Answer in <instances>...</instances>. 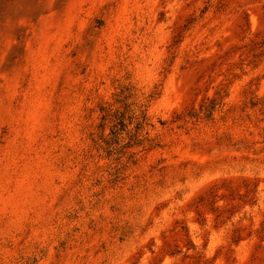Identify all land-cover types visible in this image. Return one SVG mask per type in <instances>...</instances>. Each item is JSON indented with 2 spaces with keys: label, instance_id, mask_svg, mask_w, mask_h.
I'll return each instance as SVG.
<instances>
[{
  "label": "rangeland",
  "instance_id": "rangeland-1",
  "mask_svg": "<svg viewBox=\"0 0 264 264\" xmlns=\"http://www.w3.org/2000/svg\"><path fill=\"white\" fill-rule=\"evenodd\" d=\"M0 264H264V0H0Z\"/></svg>",
  "mask_w": 264,
  "mask_h": 264
}]
</instances>
